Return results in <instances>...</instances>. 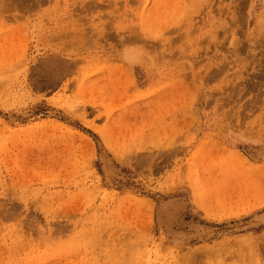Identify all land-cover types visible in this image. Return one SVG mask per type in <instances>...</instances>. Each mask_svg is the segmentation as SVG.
Returning <instances> with one entry per match:
<instances>
[{
	"label": "rangeland",
	"instance_id": "1",
	"mask_svg": "<svg viewBox=\"0 0 264 264\" xmlns=\"http://www.w3.org/2000/svg\"><path fill=\"white\" fill-rule=\"evenodd\" d=\"M0 264H264V0H0Z\"/></svg>",
	"mask_w": 264,
	"mask_h": 264
}]
</instances>
